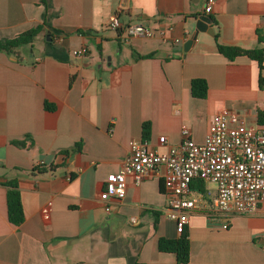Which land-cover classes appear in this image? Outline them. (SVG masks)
Returning a JSON list of instances; mask_svg holds the SVG:
<instances>
[{
  "label": "crops",
  "instance_id": "0c3cea01",
  "mask_svg": "<svg viewBox=\"0 0 264 264\" xmlns=\"http://www.w3.org/2000/svg\"><path fill=\"white\" fill-rule=\"evenodd\" d=\"M205 1L128 0L122 9L120 0H0V41L41 27L36 51L32 42L0 52V264H177L158 250L159 239L180 237L164 214L163 168L139 186L128 179L121 202L103 203L100 193L130 142L143 139L144 123L143 140L158 153L177 147L184 128L202 143L222 110L263 124L264 0H214L209 14ZM113 15L124 25L171 27L169 40L125 42L108 28ZM202 15L211 23L198 31ZM218 45L258 52L262 62L230 60ZM83 47L84 57L73 56ZM193 80L205 81L204 98L192 96ZM40 161L45 167L34 170ZM10 181L20 193V226L7 217ZM215 191L205 183L207 202ZM207 213L189 216L186 264H264L263 209Z\"/></svg>",
  "mask_w": 264,
  "mask_h": 264
},
{
  "label": "built area",
  "instance_id": "2783aa9c",
  "mask_svg": "<svg viewBox=\"0 0 264 264\" xmlns=\"http://www.w3.org/2000/svg\"><path fill=\"white\" fill-rule=\"evenodd\" d=\"M213 3L214 0L205 1L206 14L211 13ZM108 28L122 31L125 42L133 37H158L165 42L172 31L171 27L154 30L141 24L124 25L117 15L110 17ZM72 54L84 57L87 48L73 50ZM189 135L188 129H182V142L164 153H158L146 140L131 141L129 155L121 169L106 177L105 189L100 193L101 202H121L126 195L128 179L139 186L145 178L163 168L167 198L164 214L175 223L179 235L185 232L189 216L196 212L232 217L264 210V122L248 126L235 112L222 110L211 118L202 143H195ZM157 143L165 146L166 139L160 137ZM44 167L45 163L40 161L34 165V170ZM194 181L215 184L214 197L207 202L209 192L200 193L199 198L190 196V184ZM105 211H109L107 206ZM42 213L47 217L48 207ZM131 222L136 221L132 218Z\"/></svg>",
  "mask_w": 264,
  "mask_h": 264
},
{
  "label": "trees",
  "instance_id": "16d2710c",
  "mask_svg": "<svg viewBox=\"0 0 264 264\" xmlns=\"http://www.w3.org/2000/svg\"><path fill=\"white\" fill-rule=\"evenodd\" d=\"M44 2L46 0H43ZM41 27H37L28 30L16 38L11 40L0 41V52L6 54H14L17 48L24 45H31L33 40L36 38L40 32ZM51 38L52 35L49 34ZM217 50L220 54L226 58L232 60L237 56H247L251 59L262 62V58L258 52L247 51L239 48H229L218 45ZM206 83L203 80H193L191 82V93L194 98H204L206 96ZM50 109L49 106H46ZM150 125L149 123H144L142 125V138L147 139L149 136ZM16 147H24V142L16 141L12 143ZM42 168L36 169L40 171ZM6 207H7V217L10 224L14 226H20L24 221L23 209L20 201V193L18 191L17 183L15 181H10L6 183ZM190 188L193 191H198L199 193H205V183L202 181H196L190 184ZM158 250L164 253H172L176 256L177 264H186L189 260V241L187 234L184 232L176 240H168L161 238L158 240ZM138 264V263H135Z\"/></svg>",
  "mask_w": 264,
  "mask_h": 264
},
{
  "label": "water",
  "instance_id": "95a60500",
  "mask_svg": "<svg viewBox=\"0 0 264 264\" xmlns=\"http://www.w3.org/2000/svg\"><path fill=\"white\" fill-rule=\"evenodd\" d=\"M127 2H128V0H120V5H119L120 8L126 9L127 8ZM138 19H141V16H138ZM210 23H211V19L209 17H207V16L202 15V16L198 17V19L196 21V30L203 31L205 29V27H206L205 25L206 24H210ZM217 31L218 30L216 29V32ZM196 36H197V34H194L192 39L196 40ZM46 39L50 40L49 37H46Z\"/></svg>",
  "mask_w": 264,
  "mask_h": 264
},
{
  "label": "rangeland",
  "instance_id": "374dc122",
  "mask_svg": "<svg viewBox=\"0 0 264 264\" xmlns=\"http://www.w3.org/2000/svg\"><path fill=\"white\" fill-rule=\"evenodd\" d=\"M35 39L33 40V45L32 46H34V49L36 51L38 48H37V40H35ZM94 52H95V49H94ZM94 52H93V54H94ZM206 187H208L210 190H214L216 188L215 184H211V183H206ZM192 196L195 197V198H199L200 197V193H194Z\"/></svg>",
  "mask_w": 264,
  "mask_h": 264
}]
</instances>
